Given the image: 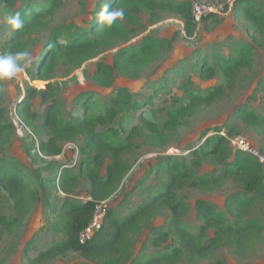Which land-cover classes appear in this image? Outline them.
<instances>
[{
  "label": "trees",
  "instance_id": "trees-1",
  "mask_svg": "<svg viewBox=\"0 0 264 264\" xmlns=\"http://www.w3.org/2000/svg\"><path fill=\"white\" fill-rule=\"evenodd\" d=\"M34 1L0 0V17L4 20V32L0 31L4 38L0 43L7 47V54L24 51L26 43L23 36L42 30L45 27L44 15L52 14L61 3V0H41L46 6L39 11L35 9ZM104 2L99 0L93 4L89 11L91 18L85 26L63 24L50 30L44 51L35 64L36 69L30 73L33 78L47 81L58 63L77 69L120 42L136 38L142 28V15L148 16L150 24L160 21L163 13L178 16L188 37L196 28L197 22L191 17L188 0H111L110 10L123 9L124 17L110 26L98 23L97 13ZM16 11L21 13L24 27L13 30L5 15ZM234 11L246 21L253 42L258 39L264 42V0H235ZM177 35V32L160 37L145 35L118 49L113 55L112 65L97 64L95 82L103 78L110 84L114 69L125 76L137 77L140 67L149 60L160 59L162 51L171 47ZM213 46L209 53L198 56L190 64L200 79H211L220 71L230 83L242 69L250 67L252 43L232 39L227 54L218 42ZM187 65L182 62L176 64L174 60L167 64L165 72L182 75ZM181 78L180 86L186 89L190 81L188 77ZM261 83L264 88V80ZM166 87L162 84L155 88L154 93ZM89 93L90 90L82 89L75 92L72 95L74 108L66 110L52 91L34 90L15 109L23 124L38 136V149L45 156L59 154L61 144L80 138L78 162L74 166H64L58 177L52 179L53 183L43 190L45 197L52 189L64 194L55 196L49 204L56 218L53 228L61 237L34 258L28 256L31 263L43 264L48 259L72 251L96 264H179L182 259L193 264L212 259H215V264H227L223 259L215 258L221 245L227 246L229 252L239 259H246L256 251L264 231V222L257 214L259 202L262 200L264 203V171L254 155L231 147L227 138L219 133V127L214 128L215 134L187 154L166 155L159 159L152 171L140 178L117 204L106 208L89 239L79 241V232L90 223L95 206L107 200L121 186L130 169L124 155L131 151L134 141L143 138L145 143L167 142L166 133H175L186 115L219 98L223 87L217 86L206 94L189 91L185 101L174 99L166 107V118L159 124L148 121L144 116L143 109L147 105L148 110L152 109L153 95L145 97L119 88L105 102L104 114L99 115L89 111ZM34 95L40 96V105L36 108L28 100ZM119 110L135 114L134 124L126 128L109 125ZM235 111L245 125L263 136V143L257 150L264 154V109L260 112L256 107L240 104ZM11 127L9 123L0 124V143L8 139ZM233 128L230 127V133ZM205 134L203 131L202 137ZM203 163L214 168L201 174L198 169ZM21 169L14 160L0 157V188L13 201L16 212L10 220L0 215V241L5 232L21 224L31 204L38 198V189L25 178ZM80 178L89 182L88 198L83 201L70 195L71 187ZM229 181L237 190L225 199L224 209L197 199L194 208L200 223L191 229L182 221L187 211L186 203L178 195L182 188L206 192L221 189ZM136 190L140 191L141 199L136 205L128 206ZM163 210L170 212V218L162 224H154ZM144 229L148 230L147 238L135 250L134 237ZM209 231H212L211 235Z\"/></svg>",
  "mask_w": 264,
  "mask_h": 264
},
{
  "label": "rangeland",
  "instance_id": "rangeland-1",
  "mask_svg": "<svg viewBox=\"0 0 264 264\" xmlns=\"http://www.w3.org/2000/svg\"><path fill=\"white\" fill-rule=\"evenodd\" d=\"M97 1L99 0H61L60 6L52 14L44 15L45 27L42 30L23 36L22 40L26 43L24 51L31 53L33 63L13 78L0 79V124L9 123L12 125L8 129V139L0 143V157L5 156L14 160L22 168L21 171L25 178L38 189V198L31 204L21 224L3 234L0 241V264H34L30 262L28 256L34 258L40 251L59 241L61 235L53 228L56 218L49 204L53 202L55 196H64V194L57 189H52L50 195L45 197L46 192L43 194V190L53 183L52 179L58 177L64 166H74L79 160V137L61 144V151L57 155L45 156L39 151L38 136L23 124L18 113L15 112L20 102L34 90L52 91L54 96L65 105L66 110L74 108L72 95L75 92L81 89L83 91L90 90L91 105L89 111L99 115L104 114L105 102L119 88H125L132 93H139L145 97L153 95L152 109L148 110L147 105L143 109L144 116L148 121L159 124L166 118V107L170 106L174 99L185 101L189 91L206 94L217 86L223 87V94L219 98L209 105H202L191 115H186L175 133H166L168 134L167 142L145 143L143 138H137L134 141L131 151L124 155L130 169L121 186L107 200L102 202L106 208L117 204L140 178L148 171H152L159 159L166 155L187 154L189 150L200 145L210 135L215 134L214 128L219 127L225 136H228L231 147L233 145L230 142L235 137L244 138L254 149L260 148L263 143V136L257 135L249 126L245 125L235 111L240 104L256 107L260 112L264 109V88L261 83L264 80V42L260 39L253 42L252 33H249L246 21L234 11L235 0H198L204 3L224 4V9L220 13L200 20L196 24L194 34L190 37L186 36L183 30V21L178 16L163 13L160 21L150 24L148 16L142 15V28L136 38L128 42H120L116 47L103 51L96 58L86 61L77 69H71L62 63H58L49 73L50 78L47 81L33 78L30 73H34L36 69L35 64L44 51L50 30L63 24L85 26L87 20L91 18L89 11ZM45 6L41 0L34 1V7L39 11ZM3 26L4 20L0 17L1 32ZM176 32L178 35L171 47L162 51L160 59L149 60L142 65L137 77L125 76L114 69L110 84H107L103 78H99V81L95 82L94 72L97 64L112 65L113 55L118 49L128 46L129 43L137 41L138 38L145 35L160 37ZM3 36L1 33L0 39L4 38ZM232 39L252 43L253 56L250 67L242 69L230 83L220 71L211 79H200L190 64L198 56L201 57L206 52L209 53L214 48L213 43L216 40L219 46L222 45V51L226 54L229 53ZM0 54H7V47L2 43H0ZM174 60L176 64L181 62L188 64L184 67L182 75L165 72L167 64ZM181 76L188 77L187 80L190 81V85L186 89L180 86L183 80ZM162 84H166L167 87L159 89L155 94V88ZM28 100H30L33 108L40 105L39 95H34ZM134 119L135 114L131 112L128 114V112L119 110L109 125L126 128L134 124ZM232 126L234 128L230 133L229 129ZM208 130L210 131L208 132ZM203 131L206 133L204 137H202ZM213 168L211 164L203 163L198 172L201 174L211 172ZM88 188V180L80 178L71 187L70 195L76 200H86ZM236 190L237 187L230 181L221 189H212L206 192L189 187L182 188L178 195L187 206L182 221L191 229H195L200 223L195 216L194 205L197 199L211 202L218 209H224L225 199ZM140 199V191L136 190L128 206L136 205ZM257 214L264 222V203L262 200L258 204ZM0 215L8 220L13 219L16 215L13 201L2 188H0ZM170 216L169 211L163 210L155 218L154 224H162ZM211 233L212 231H209L210 235ZM147 235V229L135 235V250H138ZM215 258L223 259L227 264H264V231L263 240L258 244L256 251L250 253L246 259H239L231 254L225 245H221L217 249ZM78 262L96 264L94 261L87 260L72 251L48 259L43 264H77ZM179 264L193 263H188L182 259ZM194 264H215V259L200 260Z\"/></svg>",
  "mask_w": 264,
  "mask_h": 264
},
{
  "label": "clouds",
  "instance_id": "clouds-1",
  "mask_svg": "<svg viewBox=\"0 0 264 264\" xmlns=\"http://www.w3.org/2000/svg\"><path fill=\"white\" fill-rule=\"evenodd\" d=\"M111 0H105L101 10L97 13L98 23L112 25L118 18L123 19V9H112ZM5 20L13 30L24 27L21 13L16 11L14 14H6ZM33 63L31 53L27 51H17L13 54H0V79L13 78L18 73Z\"/></svg>",
  "mask_w": 264,
  "mask_h": 264
},
{
  "label": "built area",
  "instance_id": "built-area-1",
  "mask_svg": "<svg viewBox=\"0 0 264 264\" xmlns=\"http://www.w3.org/2000/svg\"><path fill=\"white\" fill-rule=\"evenodd\" d=\"M224 9V4L221 3H215L211 4V2H202L198 0L190 1V11H191V17L193 21L199 22L201 18L207 17L209 15L217 14L222 12ZM222 136L226 137L228 141L230 139L228 136H225L223 131L219 132ZM233 145V148L239 151L251 153L256 157L258 162L261 164L263 171H264V154L261 153L259 150L254 149L252 146L248 144L244 138H238L235 137L230 142ZM263 186H264V177H263ZM106 210V206H104L102 203L97 204L95 206V210L92 216V219L87 227H85L83 230L79 232L78 238L79 241H86L89 239L91 233L95 230V228L98 227V222L101 220L102 216L104 215V212Z\"/></svg>",
  "mask_w": 264,
  "mask_h": 264
},
{
  "label": "crops",
  "instance_id": "crops-1",
  "mask_svg": "<svg viewBox=\"0 0 264 264\" xmlns=\"http://www.w3.org/2000/svg\"><path fill=\"white\" fill-rule=\"evenodd\" d=\"M214 42H217V40H216V41H214Z\"/></svg>",
  "mask_w": 264,
  "mask_h": 264
}]
</instances>
